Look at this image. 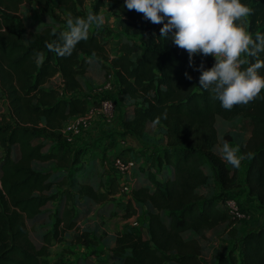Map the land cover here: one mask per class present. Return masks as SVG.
<instances>
[{
  "label": "trees",
  "instance_id": "trees-1",
  "mask_svg": "<svg viewBox=\"0 0 264 264\" xmlns=\"http://www.w3.org/2000/svg\"><path fill=\"white\" fill-rule=\"evenodd\" d=\"M106 1L119 13L120 28L138 40L119 42L112 55L110 31L95 25L71 55L59 56L48 45H62L66 21L64 26L28 31L17 16L20 6L35 3L44 14L58 18L48 0H0V93L7 99L9 115L0 116V264H44L41 258L50 245L62 241L66 232L77 231L76 199L102 203L119 187L112 172L116 180L102 176L107 182L104 191L79 181L80 149L59 145L56 152L43 151L48 134L62 139V124L88 108L84 82H90L86 73L95 64L96 73L102 70L105 78L112 72L116 81L115 97L122 109L118 136L143 140L151 129L162 145L145 155V182L138 184L136 167L131 175L127 215L136 213L133 203L147 207L145 236L133 228L117 234L111 257L118 264H202L198 235L236 219L224 198L238 184L237 171L215 150L224 135L228 142V134L235 131L245 135L240 147L246 164L243 184L262 218L208 264H264V89L248 103L221 107L213 92L198 85L197 66L210 67L213 56L194 54L189 65L187 51L160 36V24L127 9L123 0ZM81 2L56 0L70 14ZM249 7L248 31L255 37L264 33V0ZM256 59H264V52L247 55L244 67ZM259 71L264 74V69ZM55 78L60 84L54 85ZM156 117L160 122L153 124ZM217 117L229 124L227 128L216 123ZM48 162L54 170L37 165ZM60 170L65 173L55 175ZM54 186L63 187V202L51 212L50 228L37 233L35 242L30 230L57 199ZM73 237L78 244L91 243L86 231Z\"/></svg>",
  "mask_w": 264,
  "mask_h": 264
},
{
  "label": "rangeland",
  "instance_id": "rangeland-1",
  "mask_svg": "<svg viewBox=\"0 0 264 264\" xmlns=\"http://www.w3.org/2000/svg\"><path fill=\"white\" fill-rule=\"evenodd\" d=\"M55 13L58 14V18H53L42 12L40 7L35 4H23L20 6L17 16L24 22L26 29L37 30L44 25H51L52 27L64 26L67 18L72 17H86V15L91 11L93 13L102 15L104 18V23L99 25L110 31L109 35V50L110 54H115L116 46L119 42L124 40H129L131 38L134 41L138 40V37L132 36L124 32L119 26L120 15L119 13L111 8L106 0H82L81 4L76 6L75 13H69L68 11L62 10V8L57 5L56 0H48ZM258 0H245V4L250 6L251 4L257 2ZM248 20L249 15L241 18L240 24L248 31ZM95 24L90 25L89 29H93ZM249 32V31H248ZM250 33V32H249ZM241 58L246 61L247 54L242 53ZM246 64V63H245ZM242 65V67L245 66ZM93 69H98V65L95 64ZM91 70H88V72ZM100 74L98 77L89 78L91 81L84 82V84H90L89 87L85 88L86 94L94 96V90L98 92L104 83L103 71L99 70ZM54 85H58V78H55ZM113 88L108 91L102 92L106 96L112 97L116 103V110L118 111V116L110 122L106 123V129L101 132L100 135H94L92 132L95 123L102 120L101 116H96L92 125L80 136L75 137L71 142L60 139L57 134H48L44 140L43 151L56 152L59 145L64 147L77 150L80 149V162L78 165L83 166V171L76 173V178L79 181L90 182L94 187L100 191L105 190L106 181L112 178L111 170L107 168L108 172L104 171L105 168L102 164V158H104L110 152L106 150L111 147H115L117 144V138L122 139L118 135H121L120 123V111L119 103L116 99V81L112 80ZM53 84V82H52ZM86 86V85H85ZM0 116L8 117V106L7 99L4 94L0 93ZM216 123L227 128L229 125L220 117L216 118ZM95 128V127H94ZM104 129V127L102 128ZM232 130V129H231ZM157 132H159L157 130ZM109 135L114 136V140L109 141ZM228 143L238 149V154L240 153L241 144L245 141V135L231 131L229 134ZM160 135L152 132L151 129L146 135L145 139H131L127 137L125 140L124 147L119 148L125 149L135 157V174L138 180V184L145 182V174L147 171V165L145 162V155L148 152L154 151L157 147H161ZM224 135V142L227 141ZM115 137H117L115 139ZM221 145L218 144L215 150L219 152ZM230 170L236 169L237 171V181L238 184L234 187L228 189V196H232L237 199L240 207L245 213L244 218L235 219L234 224L228 225L226 227L220 226L213 230L204 231V235L199 237V242L203 246V252L201 255L202 264H208V261L217 255L219 251L231 247L236 239L242 235L244 232L256 226L261 220V209L259 208L257 202L247 195L243 184V175L245 171V160H241L239 167L234 168L232 165L227 163ZM42 168L55 169L52 162L37 164ZM104 167V168H103ZM104 172V173H103ZM64 171L60 170L55 175L63 174ZM102 176L104 179H102ZM109 177V178H108ZM119 185V183L117 182ZM54 191L58 193V197L52 203L48 204L45 208V214L41 216L38 223L34 228H31L30 233L32 239L36 242L37 233H43L45 230L50 228L52 219L50 214L52 211L59 207V204L63 202V187L54 186ZM116 193L108 197V199L102 203H92L85 202L82 198H77L75 204V214H76V225L77 231H86L89 234L91 243L89 245L78 244L74 241L73 235L77 232L70 231L66 232L63 240L60 242H53L50 247L48 254L41 258L44 264H77V260L80 259V264H82L81 259H85V264H118L114 260L112 255V250L115 246V237L117 234L125 231L126 229L133 228L135 231L142 233L145 236V225L147 220V207L140 205L139 203L131 204L135 208V214L128 216L130 214V209L128 208V198L124 194L119 193V187ZM72 204V203H71ZM70 205V203H69ZM136 220L138 223V229L132 226V221ZM193 235V234H192ZM79 262V261H78ZM84 264V263H83Z\"/></svg>",
  "mask_w": 264,
  "mask_h": 264
},
{
  "label": "clouds",
  "instance_id": "clouds-1",
  "mask_svg": "<svg viewBox=\"0 0 264 264\" xmlns=\"http://www.w3.org/2000/svg\"><path fill=\"white\" fill-rule=\"evenodd\" d=\"M127 9H135L145 19L160 24V36L188 53L189 65L194 54L211 55L214 63L204 67L201 63L198 85L210 90L221 107L231 109L257 97L264 89V59L246 63L242 53L256 57L264 52V33L253 37L238 23L252 9L243 0H123ZM67 31L62 32V45L48 47L59 56L71 55L78 42L88 38L90 25L104 23L102 15L89 12L86 17L67 18ZM55 31V30H53ZM188 79L191 76L185 72ZM160 117L153 120L158 124ZM221 158L234 168L239 167L242 154L225 141L219 149Z\"/></svg>",
  "mask_w": 264,
  "mask_h": 264
},
{
  "label": "built area",
  "instance_id": "built-area-1",
  "mask_svg": "<svg viewBox=\"0 0 264 264\" xmlns=\"http://www.w3.org/2000/svg\"><path fill=\"white\" fill-rule=\"evenodd\" d=\"M112 80L114 81L115 78L111 72L105 77L104 83L101 86L104 90L98 89V92H96L95 89L94 96L88 94V108L84 112L72 116L62 124L59 131L66 141L71 142L75 137L80 136L83 131L92 125L96 116H101L102 121L105 123H110L114 119L116 111L115 100L102 93L106 90L110 91L113 88ZM58 84H60V80ZM117 144L124 147L125 139H118ZM135 163L136 161L131 153L122 148L110 152L102 158L103 166L109 168L118 179L119 193L124 194L128 199L132 190L133 182L131 175ZM224 203L232 217L236 219L244 218L245 213L242 211L236 198L226 196ZM132 226L138 229L136 220L132 221Z\"/></svg>",
  "mask_w": 264,
  "mask_h": 264
},
{
  "label": "crops",
  "instance_id": "crops-1",
  "mask_svg": "<svg viewBox=\"0 0 264 264\" xmlns=\"http://www.w3.org/2000/svg\"><path fill=\"white\" fill-rule=\"evenodd\" d=\"M86 75L89 78L98 77V73H96V69H93V72H92V68H91V71H89V72L86 73ZM58 83H59V79H58ZM89 85L90 84H87L86 88L89 87ZM119 107H121L120 104H119ZM117 116H118V111L116 110L115 111V119H114V121L116 120ZM121 117H122V109L120 111V119H121ZM105 126H106V123L104 121H102V120H99V121H97L95 123V126H94L95 128L93 127L92 132H94V135H100L101 132L106 129ZM103 127H104V129H102ZM108 139H109V141H111V139H113V138L108 137ZM119 147H120L119 145H116L115 147L108 148L106 151L107 152L117 151L118 149H120Z\"/></svg>",
  "mask_w": 264,
  "mask_h": 264
}]
</instances>
